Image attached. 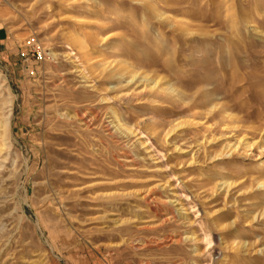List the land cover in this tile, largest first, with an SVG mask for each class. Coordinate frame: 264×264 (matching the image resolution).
<instances>
[{"label": "rangeland", "instance_id": "1", "mask_svg": "<svg viewBox=\"0 0 264 264\" xmlns=\"http://www.w3.org/2000/svg\"><path fill=\"white\" fill-rule=\"evenodd\" d=\"M263 165L264 0H0V264H264Z\"/></svg>", "mask_w": 264, "mask_h": 264}, {"label": "bare ground", "instance_id": "2", "mask_svg": "<svg viewBox=\"0 0 264 264\" xmlns=\"http://www.w3.org/2000/svg\"><path fill=\"white\" fill-rule=\"evenodd\" d=\"M126 69H124V68H117V69H115V70H113L112 72H110L109 74H108V76L109 77H115V76H120V75H122V73L125 71ZM132 74V73H131ZM158 82H155L154 83V86L157 84ZM83 115V114H82ZM90 122V121H89ZM264 166V165H263ZM263 181H262V183H261V186H262V188H264V179H262ZM229 186V185H228ZM231 236H233V233H231L230 234ZM233 241H234V246H237L238 244H240L241 243V241H240V236L239 237H237L236 239H233Z\"/></svg>", "mask_w": 264, "mask_h": 264}, {"label": "built area", "instance_id": "3", "mask_svg": "<svg viewBox=\"0 0 264 264\" xmlns=\"http://www.w3.org/2000/svg\"><path fill=\"white\" fill-rule=\"evenodd\" d=\"M36 55H37V59L41 58V54L39 52H36ZM22 56H24V54H22Z\"/></svg>", "mask_w": 264, "mask_h": 264}]
</instances>
